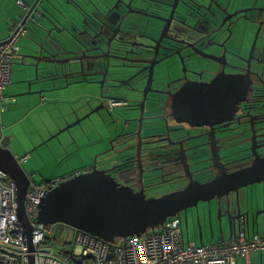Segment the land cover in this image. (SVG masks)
Listing matches in <instances>:
<instances>
[{
	"label": "flooded vegetation",
	"instance_id": "1",
	"mask_svg": "<svg viewBox=\"0 0 264 264\" xmlns=\"http://www.w3.org/2000/svg\"><path fill=\"white\" fill-rule=\"evenodd\" d=\"M60 1L77 23L65 24L69 33L84 30L80 44L49 55L41 53V39L18 61L30 57L39 76L51 67L46 77L60 81L56 94L81 99L80 124L88 120L96 142L108 145L60 182L100 171L148 198L189 188L194 207L185 215L197 210L201 222V208L214 212L219 201L206 200L229 186L222 180L206 194L196 189L223 178L233 148L264 155V0ZM62 28L52 35H68ZM189 87L193 92L183 95ZM197 104L206 115L190 107ZM4 129L0 143L14 152Z\"/></svg>",
	"mask_w": 264,
	"mask_h": 264
},
{
	"label": "water",
	"instance_id": "2",
	"mask_svg": "<svg viewBox=\"0 0 264 264\" xmlns=\"http://www.w3.org/2000/svg\"><path fill=\"white\" fill-rule=\"evenodd\" d=\"M66 23L73 27L77 24L64 10L60 0H35L29 6L22 21V25L26 26L28 32L26 36L30 42L35 45L38 40L42 39L41 44L47 46L43 47L44 50L41 49V53L44 51L49 55L54 52L58 53L59 49L66 47L70 49V46L80 44L76 38L85 35L82 33L84 30L80 31L79 29L77 34L69 33ZM61 26L65 32H68V35L65 36L62 33V36H53L52 31ZM31 30H33L32 34ZM50 68L45 66L42 69ZM37 77H39L38 74ZM50 79L47 78V80ZM192 90L194 89L190 87L185 89L183 95L190 94L193 92ZM200 90L202 89H195V91ZM30 93L32 92L29 81L28 92L23 94ZM187 99L194 100L191 97H187ZM197 105L194 106L195 108L190 107L201 110L206 115L203 109L204 105ZM186 111L188 112V108ZM193 113L192 111L186 115L191 116ZM79 122L78 119L77 122L67 126L65 130H69ZM8 145V141L0 143V170L7 173L17 184L19 219L27 227L28 235L31 236L32 227L25 207L31 176L23 169L17 156ZM254 150V147L250 148L248 151L251 153L246 156L244 155L247 152L246 149L235 150L233 148L227 156L229 162L224 165L226 174L223 178L219 180V177H215L207 184L199 183L201 186L196 189L199 194H206L210 189L219 186L222 180L225 181V186H229L226 192L220 195L215 194L206 200L209 202L216 197L219 199L216 209L221 234H224V218L229 222L230 237L241 232L249 234L251 228L260 226V221L264 224V155L256 154ZM247 159H251L250 164L240 168L241 163ZM197 164L202 165L203 162ZM205 170L208 168H201L198 172L204 173ZM256 185L260 187L257 191L254 190ZM250 187L253 188L251 195L248 193ZM243 191H247L246 197H243ZM190 196L191 191L188 188L185 191L148 198L143 191L135 192L128 187H119L105 173L91 172L63 180L58 186L47 192L39 205L37 219L43 225L61 224L113 242L117 237H133L144 233L149 228H159L170 218H179L182 221L181 215L186 214L188 208L194 207L190 204ZM250 196L252 201L249 199ZM222 198H224L223 202ZM207 216L209 231L213 236L214 224L211 206L208 208ZM187 218L185 215V224L188 229ZM198 231L202 245L203 231L199 222ZM189 241L190 235L187 231V242ZM30 264H34L33 258H31Z\"/></svg>",
	"mask_w": 264,
	"mask_h": 264
},
{
	"label": "built area",
	"instance_id": "3",
	"mask_svg": "<svg viewBox=\"0 0 264 264\" xmlns=\"http://www.w3.org/2000/svg\"><path fill=\"white\" fill-rule=\"evenodd\" d=\"M19 4L24 5L22 1ZM22 25L12 29L10 38L0 44V129L2 112L15 101L4 91L13 80L15 61L19 57ZM29 155L20 159L24 162ZM60 180L41 185L31 183L25 203L32 227L31 236L19 219L17 184L0 170V264H237L242 258L251 264L255 253L264 252V235L238 233L226 240L196 245L186 242L179 218L168 219L159 228H149L140 235L109 242L82 230L69 233L55 225L38 222V210L44 195L58 186ZM58 245L70 246V250Z\"/></svg>",
	"mask_w": 264,
	"mask_h": 264
},
{
	"label": "rangeland",
	"instance_id": "4",
	"mask_svg": "<svg viewBox=\"0 0 264 264\" xmlns=\"http://www.w3.org/2000/svg\"><path fill=\"white\" fill-rule=\"evenodd\" d=\"M32 31H30L31 34ZM54 34L57 37L59 36L57 33ZM8 35L10 36L9 32ZM28 39L26 35L22 37L20 45L27 50L25 53L30 54L34 49L32 48L33 43L32 46H28ZM26 60H29L30 63H26L22 59L15 61L13 81L4 91L6 96H15V101L2 112V124L5 127L4 130L8 133L7 136L11 138L10 143H12L15 155L20 157L26 154L29 155L28 159L22 162V167L32 176L35 183H42L44 179L50 178L60 180L81 167L93 164L96 153L107 148L108 145L96 142L98 137L94 136L89 129L88 120H84L81 124L65 130L67 126L83 116L80 115L84 112L80 106L81 99L75 96H58L54 90V84H58L60 81L47 80L45 77L53 69H41V76L37 77L35 70L29 66L32 63V59L27 57ZM27 72L34 80L28 79ZM25 81H33L31 86L32 93L21 95L22 92H27L28 86ZM61 85L64 84L62 83ZM58 91L62 90L58 89ZM39 92L42 93L40 94ZM76 94L79 95L78 93ZM259 188L256 185L254 190L257 191ZM252 189L250 187L248 190L250 195L252 194ZM242 194L243 197H246L247 191H243ZM249 199L251 200V196ZM208 208H206L205 213L203 208L199 211L201 222H199L197 210L189 212L187 216L188 229L185 224V214H183V232L186 242L187 231L189 232L190 240L199 236L198 222L204 234L209 231ZM217 217L218 214L215 207L214 212L212 210L213 233L216 236H220L221 231ZM223 232L230 233L229 222L226 218L223 219ZM61 239L63 241H71L69 239V231L65 230L61 234ZM58 248L70 250L69 245H58ZM239 260V264H245L244 259L240 258ZM254 264L256 263L254 262Z\"/></svg>",
	"mask_w": 264,
	"mask_h": 264
},
{
	"label": "crops",
	"instance_id": "5",
	"mask_svg": "<svg viewBox=\"0 0 264 264\" xmlns=\"http://www.w3.org/2000/svg\"><path fill=\"white\" fill-rule=\"evenodd\" d=\"M20 1H22L24 5L19 4ZM34 1L35 0H0V42L3 43L6 42L11 36L12 29L22 24V21L29 6H31L34 3ZM8 32L10 33V36L8 35L9 37L7 36ZM27 33L28 32H26L24 35L20 37V42H19L20 44H21V38L27 35ZM28 41H29L28 46H32V43L30 42L29 39ZM23 50L26 49H24L20 45V51ZM207 230H208V226H207ZM255 233L264 235V224L262 221L258 228L250 229L249 232L250 235H253ZM228 238H230V235L227 233L220 234V236H216L215 233L212 236L209 231H207L206 234L203 233L204 244H208L211 241L218 242L220 240H226ZM191 242L195 243L196 245L201 244V240L199 236H197L195 239L191 238ZM239 259L237 260V264H239L240 262ZM243 261L246 264L245 260ZM254 262L256 264H261V263L264 264V252L253 254L251 257V264H254Z\"/></svg>",
	"mask_w": 264,
	"mask_h": 264
},
{
	"label": "clouds",
	"instance_id": "6",
	"mask_svg": "<svg viewBox=\"0 0 264 264\" xmlns=\"http://www.w3.org/2000/svg\"><path fill=\"white\" fill-rule=\"evenodd\" d=\"M12 81H13V80H12ZM11 83H12V82H11ZM14 97H15V96H14ZM12 104H13V103H11L10 105H12ZM10 105H8L7 107H9ZM7 107H6V108H7ZM6 108H5V109H6ZM5 109H4V110H5ZM2 126H3V128H5L3 124H2ZM0 130H3V129H0ZM19 162H20V161H19ZM20 163H21V162H20ZM21 164H22V163H21ZM66 177H67V176H66ZM66 177H65V178H66ZM11 179H12V178H11ZM12 180H13V179H12ZM13 181H14V180H13ZM31 183H35V181H34V179L32 178V176H31ZM36 184L41 185V184H43V183H36ZM30 185H31V184H30ZM170 219H172V218H170ZM55 226H58V225H55ZM182 227H183V224H182ZM190 241H191V240H190Z\"/></svg>",
	"mask_w": 264,
	"mask_h": 264
},
{
	"label": "trees",
	"instance_id": "7",
	"mask_svg": "<svg viewBox=\"0 0 264 264\" xmlns=\"http://www.w3.org/2000/svg\"><path fill=\"white\" fill-rule=\"evenodd\" d=\"M78 120V119H77ZM77 122V121H76ZM78 124H80V122L78 123ZM78 124H76V125H78ZM27 156V155H26ZM52 180H55L54 178H50V179H44L43 181H42V183H49V182H51Z\"/></svg>",
	"mask_w": 264,
	"mask_h": 264
}]
</instances>
